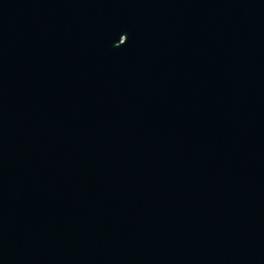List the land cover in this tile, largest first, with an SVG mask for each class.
Listing matches in <instances>:
<instances>
[{
  "label": "water",
  "instance_id": "1",
  "mask_svg": "<svg viewBox=\"0 0 264 264\" xmlns=\"http://www.w3.org/2000/svg\"><path fill=\"white\" fill-rule=\"evenodd\" d=\"M0 264H264V0H0Z\"/></svg>",
  "mask_w": 264,
  "mask_h": 264
},
{
  "label": "bare ground",
  "instance_id": "2",
  "mask_svg": "<svg viewBox=\"0 0 264 264\" xmlns=\"http://www.w3.org/2000/svg\"><path fill=\"white\" fill-rule=\"evenodd\" d=\"M184 38V37H183ZM103 39V38H102ZM179 47H181L182 48V45H178ZM213 49V45L211 46V50ZM89 78V77H88ZM27 100V99H26ZM27 102V101H26ZM22 162V161H21ZM13 165V164H12ZM13 167V166H12ZM164 256H166L167 257V255L165 254ZM169 257V256H168ZM167 257V258H168ZM172 263V262H171Z\"/></svg>",
  "mask_w": 264,
  "mask_h": 264
}]
</instances>
